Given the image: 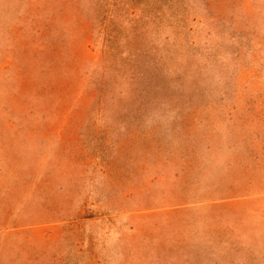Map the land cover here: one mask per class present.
<instances>
[{"label": "rangeland", "instance_id": "obj_1", "mask_svg": "<svg viewBox=\"0 0 264 264\" xmlns=\"http://www.w3.org/2000/svg\"><path fill=\"white\" fill-rule=\"evenodd\" d=\"M3 205L0 264H264V0H0Z\"/></svg>", "mask_w": 264, "mask_h": 264}, {"label": "crops", "instance_id": "obj_2", "mask_svg": "<svg viewBox=\"0 0 264 264\" xmlns=\"http://www.w3.org/2000/svg\"><path fill=\"white\" fill-rule=\"evenodd\" d=\"M3 194V198H5V199H7L8 197L10 198V194H8V192H4V193H2ZM13 200V199H12ZM8 205H6V207H7ZM4 207V205L3 206H0V210L2 209Z\"/></svg>", "mask_w": 264, "mask_h": 264}]
</instances>
